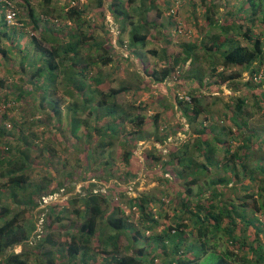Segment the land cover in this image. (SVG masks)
I'll list each match as a JSON object with an SVG mask.
<instances>
[{"label": "trees", "instance_id": "16d2710c", "mask_svg": "<svg viewBox=\"0 0 264 264\" xmlns=\"http://www.w3.org/2000/svg\"><path fill=\"white\" fill-rule=\"evenodd\" d=\"M44 1L47 6L52 2V0ZM142 1L145 5V0ZM150 1V6L145 8L147 10L141 11L142 13L155 8L154 0ZM220 1L225 7L224 13L220 14L221 18L216 17ZM19 3L21 6L25 5L27 11V15L22 16L21 9L15 3L19 10L15 19L20 25L7 22L5 10L0 4V54L5 58V63L13 66L18 63V72L27 75V78L24 76L25 80L20 79L19 83L10 86V91L16 95V99L22 100L23 96L29 93L25 89V82H28L41 93V102L49 103L52 115L60 119L61 99L52 96L53 92L57 91L56 88H52V85L58 78V73H61V66L66 65V61L70 60L69 66H64L62 71L64 82L68 83L71 96L77 94L82 98V102L78 103V101L69 106L72 133L77 135L82 124L87 130L86 125L89 122L86 114L94 113L97 109L94 105V100L97 98H99L97 99L98 107H101L104 112L96 113V116H108L112 119L106 126H93L94 128L90 127L86 131L88 138L94 137V133L98 138L94 146L85 149L87 165L93 162L94 153L99 148L112 144V136L117 137L124 133L123 129L118 131L121 127L118 126L119 120L123 122L130 120L139 130H142L145 122L144 115L131 116L122 104L114 101L119 93L126 90V87L110 88V83H107L108 78L104 75L103 77L93 76L91 79L89 75L91 57H87V54L82 55L81 52L82 45L90 35L82 30L81 21L84 9L78 5L77 0H69L66 7V18L77 21V27H72L71 22H64L57 30L49 26V19L40 16L30 0H20ZM99 3L101 4L102 1L100 0ZM122 3L119 0H112L110 6L112 5L115 10L124 14L127 20L130 17L129 13L118 8ZM202 3H206L204 24L207 26V33L199 42L179 44L178 47L180 46L185 56L179 54L174 56L175 64L180 61H190L186 74H194L195 83L201 84L204 76L199 73L202 67L198 66L197 61L210 60L211 65L208 67V72L213 73V79L210 81L212 87L220 89L228 85L233 91H242L243 94L237 97L235 109L232 112L233 120H239L234 125L235 130L229 127L226 131L227 125L224 126L218 122L221 117L218 108L203 105L201 97L196 93L192 91L187 93L189 100L181 95L179 97V94L175 95L176 102L183 111L182 114L193 124L192 127H195L194 135L197 139L192 140L191 138L183 146H176V151L170 155L171 160L162 162L165 166L182 167L181 173L176 169L174 172L175 178L184 181V189L177 190L179 200L174 224L168 225L160 233L146 235L145 229L154 228L158 224L157 213L151 207L152 199L148 194L128 199L131 208L134 207L140 212V220L145 225V229H139L133 216L126 215V211L120 205L115 206L107 214L104 208V205H110L107 195L92 191L93 184L84 185L80 193L58 204V206H63L62 212L60 211L61 216H65L69 212L67 207L71 203L73 205L82 203L83 212L74 208L78 216L82 217V223L78 227L77 234L66 232L63 235L61 245L64 246L62 247L64 251L61 253L60 261L55 262L54 253L49 250L48 255H53L47 259V264H156L157 256L161 257L162 264H264V220L258 216V213L264 214V130H261L262 138L259 141H253V134L257 129L255 126H248L247 118L254 116L255 113L246 108L250 94L254 109L263 108L264 103V90L260 87L264 84V78L260 79V82L255 80L256 74L264 69V0H202ZM41 8L44 14L52 11L48 8L46 10ZM249 9L250 13L246 14ZM174 13L173 11L169 17L171 24H175ZM144 16L138 24L132 21L131 46L143 47L148 40V25H154V23ZM126 20L120 22L123 30L126 27ZM45 21L47 23L41 28L40 25L43 26ZM1 22L11 27L13 33L10 34V30L2 29ZM57 22L60 23L59 18L54 19V23ZM259 25H262L263 31L258 33L255 29ZM49 29L53 31H50L52 35L48 32ZM40 30H42L41 35L36 36L35 31ZM19 31L22 37L23 35L30 37L16 41ZM68 37L69 40H67ZM26 39L28 41H25ZM31 39L34 43L31 46L35 50L34 56H30L26 50V45ZM170 46L172 42L168 39L167 44L162 48L164 55H168ZM199 47L204 49L203 55L197 52ZM111 60L110 57H104L103 61L107 64ZM81 64L84 66L80 67ZM245 70L249 72V78L242 81L241 77ZM175 72V65L166 66L155 71L154 78L158 82H163ZM86 80H92L90 85ZM0 84H4L1 79ZM199 84L195 88L200 89ZM7 98L0 102V106L4 105L5 109L6 105L11 102ZM5 109L2 108L0 112V136L2 138L7 135L14 136V133L10 131V122L5 121L7 118ZM201 117L203 118L199 120ZM154 121L158 129V115H155ZM207 121L209 123H206ZM16 128L21 134L19 137L21 143L18 145L7 143L10 155L6 156L0 152V173L6 178L0 184V264H28L30 249L34 248L30 244V236L32 230L36 228V223L32 221L30 228H26L21 224L20 219L25 214V208L38 207L44 194L54 193L58 188L49 187V182L40 184L30 182L31 177L27 170L34 143L28 134L24 133L22 127L15 126ZM140 132L135 131L134 134L139 135L133 136L124 143L129 146L123 153V159L128 164L127 174L134 173L138 169L134 167L135 161L139 160L134 150L136 144L145 138ZM208 134L211 137L208 138ZM33 136L36 134L31 132V137ZM166 138L167 135L156 137L155 140L164 142ZM231 138L241 141L235 149L231 148ZM195 152H198L204 161L194 160ZM220 152H222L221 155H219ZM50 153L51 148L47 147L49 158ZM146 157L161 160L159 155L152 153L147 154ZM209 169L215 170L214 172L222 169L223 175L214 180L210 178L204 180ZM72 176L73 172H69L66 180ZM257 178L260 183L258 189L254 190L255 182L253 181ZM201 179L204 180V186L209 191L208 195H205L203 190L194 193L193 186L197 185ZM61 185L65 186L66 183H61ZM114 185L118 186L117 183ZM225 189L234 190V194L243 193L241 196L237 193V198L230 197L225 195ZM7 199L12 202L6 201ZM132 212L135 213V211ZM186 217L190 220L189 224L185 223ZM61 218L57 215V220ZM47 220L48 224H51L52 221ZM189 226L191 229L187 232L185 229ZM65 229L68 228L65 227ZM238 229L241 233H236ZM189 234L196 235V239H187L186 235ZM41 237L38 240L40 243L50 240L47 235ZM124 237L127 240L126 245L122 241ZM93 238H96L95 243L92 241ZM220 239L225 241L223 246L219 245ZM149 241L155 244L151 251H148L146 247ZM39 242H36L34 246ZM18 245L22 246L19 252L12 251L6 254L9 249ZM99 252L104 253L101 258H97L100 256Z\"/></svg>", "mask_w": 264, "mask_h": 264}, {"label": "rangeland", "instance_id": "374dc122", "mask_svg": "<svg viewBox=\"0 0 264 264\" xmlns=\"http://www.w3.org/2000/svg\"><path fill=\"white\" fill-rule=\"evenodd\" d=\"M13 1L21 9L22 16L25 17L27 15L26 6H21L20 0ZM101 1L102 3L100 4V0H77L78 5H81L80 7L84 9L83 20L81 21L82 30L87 35H90L81 47L82 55L87 54L86 56L92 59H89L92 61L89 64V75L91 79L93 76L101 75L103 77L104 75V77L108 78L107 83H110V88L126 87V90L119 93L114 101L122 104L131 116L144 115L145 122L143 129L139 130L130 120H124V122L119 120L118 126L121 127L118 128V131L120 132L123 129L124 133L119 134L117 137L112 136V144L99 148L94 153L93 162H90V164L87 165L86 163L87 153L85 149L87 150L89 147L94 146L98 138L95 133L93 134L94 137L88 138L86 131L93 126H106L112 119L108 116H96V113L104 112L101 107H98L97 99L99 98H97L94 100V105L97 106V109L94 110V113L86 114L89 122L86 125L88 127L87 130L82 124L77 131V135L72 133V117L69 106L71 104L74 105L78 101V103L82 102V98L77 94L71 96L70 87L66 81L64 82L62 71L64 70L63 68L69 66L70 60L66 61L65 67L61 66V73H58V78L52 85L53 89H57L52 96L61 99L62 113L60 119H58L52 115L49 103L47 101L41 102V93L35 90V86L28 82H25V89L29 93L25 94L22 100L16 99V95L10 91V86L19 83L20 79L25 80L27 75L25 76V74L18 72V63H16V66L5 63V58L0 54V79L4 83L3 85L0 84V102L6 97H8V101H11L6 105V109L3 105V109L7 110L5 121L10 122V131L14 133L13 137L7 135L8 137L2 138L0 136V152L6 156L10 155L7 150V143H12L13 145L21 143L19 140L21 134L17 128L15 129V126L18 128L22 127L24 133L28 134L34 143L31 148V158L27 170L31 177L30 182L35 184L49 182V187H58L54 193L42 194L38 207L34 209L31 207L25 208V214L20 219L21 224L26 228H30L32 221L36 223V228L32 230L30 236V244L34 248L30 249L29 247L31 255L28 264H47V259L53 255H48L49 250L54 253L55 262L60 261L61 253L64 251L62 249L64 246L61 245L63 244V235L66 232L77 234L78 227L82 223V217L78 216L74 208H78L83 212L84 205L82 203L77 205L71 203L67 207L69 212L65 216H61L63 206H58V204L68 200L72 195L80 193L84 185L93 184L92 191L107 195L110 201L109 206L104 205L107 214L115 206L120 205L126 211V215L131 214L133 216V220L139 229H145V225L140 220V212L134 207L131 208L128 199L148 194L152 199L151 207L157 213L158 224L154 228L145 229L146 235L160 233L168 225L174 224L176 220L175 213L178 208L177 201L179 200L177 190L184 189V181L180 178H175L174 172L178 171L181 173L182 167L176 165L165 166L162 162L171 160L170 155L176 151V146H183L191 138L192 140L197 139V136L194 135L195 127H192L193 124L182 114L183 111L179 103L176 102L175 95L179 94V97L181 95L184 99L189 100L190 97L187 93L192 91L201 97L203 105L218 108L221 116L218 122L224 126L227 125L226 131L229 127L235 130L236 126L234 125L239 121L233 120L232 112L235 109L237 97L243 93L238 90L233 91L228 85H224L220 89L212 87L210 81L213 79V73L210 72L209 74L208 72V67L211 65L210 60L197 61L198 66L202 67L199 73L204 76L201 84L199 82L195 83L196 77L194 74H186L190 61H180L175 64L174 56L176 57L178 54L185 56L180 46L178 47L179 44L199 42L207 33V26L204 24L206 3H202V0H154L155 8L142 13L141 11L147 10L145 8L150 6V0H145V5H143L142 0H119L123 3L118 8L128 12L130 15L126 20L124 14L117 9L115 10L112 5L110 6L112 0ZM30 2L42 18L49 19V26L55 30L62 27L64 22H71L72 27H77V21L66 18V7L69 0H52L49 6L44 0H30ZM41 7L52 11L44 14ZM224 8V4L221 1L218 2V14H216V17L221 18L220 14L224 13ZM173 11L175 12L173 14L175 24H171V18H169ZM249 13L250 9L246 14ZM143 16L149 21H153L154 25H148V40L145 46H131L132 21L138 24ZM241 17L244 19L243 16ZM55 18H59L60 25L58 22L54 23ZM125 20L126 27L123 30L120 22ZM238 22L240 21L238 20ZM46 23L45 21L43 26L40 25L41 28ZM1 25L2 29L10 30V34L13 33L11 27L3 25V22H1ZM28 25L31 26V24ZM41 31H35V35L40 36ZM50 31L52 30H48L51 34ZM255 31L258 33L263 31L262 25L256 27ZM20 33L21 31L17 33L16 41L24 37H30L29 35H23L22 37ZM69 39L68 37L67 40ZM168 39L171 40L172 46H170L166 56L162 53V48L167 44ZM32 40H29L26 45V50H28L30 56L35 54L34 48L31 47L34 45ZM25 41L28 40L26 39ZM59 43L61 44V42ZM16 44L18 45L17 42ZM47 45L49 44L47 43ZM200 47L197 52L203 55L204 49H200ZM153 50L157 52L154 53L152 52ZM104 57H110L112 59L111 62L105 64L103 61ZM84 65L81 64L79 66L82 67ZM170 65H175L176 67L175 76L171 75L163 82L155 80V71ZM262 71L263 77L260 78L261 80L264 78V69L260 72ZM248 78L249 72L243 71L241 80L246 81ZM260 79L255 80L260 82ZM86 81L89 85L92 82V80ZM198 84L200 89L195 88ZM87 87L89 86L87 85ZM260 87L264 90V84H261ZM232 88H235V86H232ZM85 90H88V88H85ZM186 96L187 98H185ZM248 99L246 108L255 113L254 116L247 118L249 121L248 126L256 127L257 131L254 134L252 133L253 141H259L262 138L261 130H264V103L263 108L254 109L251 94L250 96L248 95ZM155 115H158V129H156V124H154ZM202 116L204 117V114ZM206 123H209V121ZM135 131H141L145 138L136 144L134 150L135 156L140 160L135 161L134 164V167L138 169L134 173L130 174L128 172L129 174H127L128 164L123 159V153L129 146L127 144L124 145V143L128 139H132L133 136L139 135L134 134ZM31 132L35 133L36 136L31 137ZM166 135L167 138L164 142L155 140L156 137H164ZM208 135V138L211 137L210 134ZM232 137L234 138V135ZM233 138L230 139L232 142L231 148L235 149L241 141L233 140ZM47 147L51 148L50 158L47 154ZM150 153L159 155L161 160L158 161L151 157L147 158L146 155ZM195 153L193 154L194 160L204 161L198 152ZM221 154L222 152L219 153V155ZM214 171L209 169L204 180H207V178L214 180L223 175L222 169ZM69 172H73V176L68 177L69 179L66 180ZM5 180L6 178L0 173V184ZM204 180L201 179L197 185L193 186L194 193L203 190L205 195L209 194V191L204 186ZM253 182H255L254 190H257L260 183L259 178ZM61 183H66V185L63 186ZM115 183L118 186H115ZM218 188L222 189V187ZM237 193L234 194V190L225 189V195L227 196L237 198ZM242 193L239 192L238 195L241 196ZM49 195H53V197ZM6 201L12 202L8 199ZM132 211H135V213L133 214ZM57 215L62 218L57 220ZM258 216L264 220L263 213H258ZM47 219L52 221L51 224H48ZM185 223H190L187 217ZM65 227L68 229L66 230ZM190 229L191 226L185 230L189 232ZM236 233H241L240 229ZM41 235H47L50 239L49 241H44V245L38 241ZM186 236L189 240L196 239L194 234ZM92 241L95 243L96 238H93ZM122 241L126 245L127 240L125 237ZM36 242H39L40 245L38 243V245L34 246ZM224 242V240L220 239L219 245L223 246ZM154 245L152 241L147 242V250L151 251ZM21 249L22 246L18 245L9 249L6 254L12 251L19 252ZM122 253L125 252L122 251ZM99 254L100 256L97 258H101L104 255L103 252H99ZM157 257L156 264H162L161 257Z\"/></svg>", "mask_w": 264, "mask_h": 264}, {"label": "built area", "instance_id": "2783aa9c", "mask_svg": "<svg viewBox=\"0 0 264 264\" xmlns=\"http://www.w3.org/2000/svg\"><path fill=\"white\" fill-rule=\"evenodd\" d=\"M0 4L3 6L5 10V15L7 18V22H9L12 25H20L19 22L15 19L16 15L19 13L18 8L16 7V4L12 0H0ZM263 77V72L258 74L255 79L258 80ZM183 97V96H182ZM187 98V96L185 97ZM2 106H0V112L2 110ZM50 197H53V195H49Z\"/></svg>", "mask_w": 264, "mask_h": 264}]
</instances>
